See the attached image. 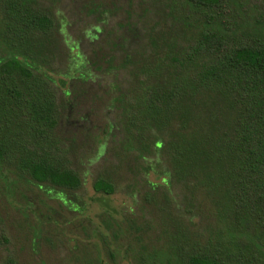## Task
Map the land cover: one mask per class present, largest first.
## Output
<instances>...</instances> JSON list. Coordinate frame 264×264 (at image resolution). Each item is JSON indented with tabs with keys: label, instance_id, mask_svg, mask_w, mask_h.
Wrapping results in <instances>:
<instances>
[{
	"label": "trees",
	"instance_id": "trees-1",
	"mask_svg": "<svg viewBox=\"0 0 264 264\" xmlns=\"http://www.w3.org/2000/svg\"><path fill=\"white\" fill-rule=\"evenodd\" d=\"M184 1L206 16L187 43L167 36L143 45L136 32L135 62L126 38L120 46L135 69L110 103L117 148L137 161L158 150L167 165L166 199L180 213L167 217L184 223L166 264H264V31H232L222 18L227 0ZM54 51V22L38 0H0V163L75 189L78 174L48 152L60 112L42 66ZM92 187L113 191L104 177ZM193 228L203 244L186 250Z\"/></svg>",
	"mask_w": 264,
	"mask_h": 264
},
{
	"label": "rangeland",
	"instance_id": "rangeland-1",
	"mask_svg": "<svg viewBox=\"0 0 264 264\" xmlns=\"http://www.w3.org/2000/svg\"><path fill=\"white\" fill-rule=\"evenodd\" d=\"M227 2L222 18L232 31H264L261 0ZM38 3L50 13L59 41V51L42 66L57 88L60 112L48 152L71 167L80 184L37 182L0 163V264H166L182 228V219L167 217H180L176 202L166 199L167 165L158 150L138 161L120 152L118 109L110 103L135 69L125 59V51L133 62L139 54L132 34L140 33L143 45L167 36L185 44L206 26V16L184 0ZM98 177L109 180L111 193L94 191ZM192 231L186 250L203 244L199 229Z\"/></svg>",
	"mask_w": 264,
	"mask_h": 264
}]
</instances>
